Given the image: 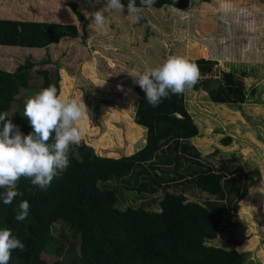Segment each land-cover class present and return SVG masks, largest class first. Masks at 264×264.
Segmentation results:
<instances>
[{"label":"trees","instance_id":"obj_1","mask_svg":"<svg viewBox=\"0 0 264 264\" xmlns=\"http://www.w3.org/2000/svg\"><path fill=\"white\" fill-rule=\"evenodd\" d=\"M122 2L127 4V0ZM189 5L190 0H156L153 9L184 10ZM117 13L127 15L126 8ZM76 34L74 25L57 21L0 19V46L44 49ZM198 54L205 57L207 51L201 49ZM188 61L203 75L216 63L202 58ZM33 75L41 81L37 92L54 85L59 94L57 70H35ZM33 75L27 69L0 70V112L9 113L20 90L29 89ZM235 75L245 76L234 70L222 72L212 87L202 79L191 91H203L213 104L241 105L246 89ZM132 89L137 96L134 124L145 130L139 150L114 159L98 156L86 145H72L67 170L46 191L21 178L17 189L22 195L11 205L0 200V227L10 229L25 245L24 251L12 252L9 264H243L229 230L224 231L230 234V248L207 243L216 238L225 222L237 223L238 202L248 193V182L253 175L257 177V170L228 169L229 160H220L214 169L203 165L190 142L198 129L185 109L183 95H172L152 107L138 85L133 84ZM12 122L24 134L31 131L23 114L14 113ZM230 142L229 137L220 140L223 146ZM110 181H122L120 189L137 195L159 194L158 210L116 208V200L111 203L117 196L115 190L101 189ZM190 189L213 201H189L185 191ZM21 200L28 201L30 208L28 217L18 222L15 214ZM55 224L59 225L57 236L52 234ZM45 254L56 259L47 262Z\"/></svg>","mask_w":264,"mask_h":264},{"label":"rangeland","instance_id":"obj_2","mask_svg":"<svg viewBox=\"0 0 264 264\" xmlns=\"http://www.w3.org/2000/svg\"><path fill=\"white\" fill-rule=\"evenodd\" d=\"M6 1L8 6L2 8L6 17L36 19L41 11H54L58 14L49 15L55 21L75 26V38H63L44 49L0 46V70L27 69L32 75L35 70H57L61 78L58 95L85 104L79 122L84 129L80 144L101 157L129 156L144 145L145 130L134 124L137 96L127 74L132 69L143 71L168 56H180L216 62L204 75L211 87L222 72L245 74L235 75L246 89L241 105L213 104L199 90L184 94L183 101L198 129L190 142L203 165L214 169L220 160H229L225 162L228 169L240 166L245 172L256 169L258 173L250 178L248 193L238 202L237 223L225 222L207 245L228 249L237 243L235 249L243 264H264V193L257 191L264 187V0H190L184 10L143 9L139 13L142 19L135 24L126 14L107 9L104 29H97L90 15L103 7L104 0L99 4L96 0ZM201 49H206L205 57L198 54ZM33 77L29 89L20 90L18 100L12 103L9 119L14 113L23 114L25 100L37 92L41 81ZM223 137L230 138L229 145L220 143ZM121 183L110 181L101 187L115 190L117 196L111 203L116 200V208L158 210L159 194L137 195L120 189ZM185 192L192 202L213 201L196 189ZM54 228L52 234L57 236L59 225ZM63 230L66 233V228ZM224 230L231 232L233 243L227 241L230 234ZM43 259L53 262L56 257L45 254Z\"/></svg>","mask_w":264,"mask_h":264},{"label":"clouds","instance_id":"obj_3","mask_svg":"<svg viewBox=\"0 0 264 264\" xmlns=\"http://www.w3.org/2000/svg\"><path fill=\"white\" fill-rule=\"evenodd\" d=\"M155 3L156 0H139L137 5V0H127L125 5L122 0H104L103 7L90 14L91 20L97 29H104L106 9L124 13L126 8L127 18L135 24L142 19L139 13L145 8L152 9ZM127 74L152 107L172 95L190 92L205 78L196 64L180 56H168L155 67L143 71L132 69ZM117 87L123 90L122 85ZM84 106L82 100L61 98L57 88L49 85L24 102L23 117L31 128L27 134L8 118L6 111L0 112V200L3 204L11 205L22 195L17 189L21 178L46 191L54 178L67 170L71 146H78L82 141L84 129L79 122L84 118ZM257 191L264 193V187ZM29 208L28 201L21 200L16 221H24ZM14 250L24 251V243L10 229L0 227V264H9Z\"/></svg>","mask_w":264,"mask_h":264},{"label":"crops","instance_id":"obj_4","mask_svg":"<svg viewBox=\"0 0 264 264\" xmlns=\"http://www.w3.org/2000/svg\"><path fill=\"white\" fill-rule=\"evenodd\" d=\"M9 1H6V0H3V1H0V17H4L5 19H8V20H17V21H37L38 20V18L39 19H41L40 21H37V22H48V21H55V19L52 17V16H50L49 14H51V13H57V12H54V11H48V12H45V11H41V12H44L43 14L40 12L39 14H37V18L36 19H32V18H27V19H21V20H19V19H16V18H14V16L12 17V18H9V17H6V16H4V11H3V6H8L6 3H8ZM6 4V5H5ZM49 4H51V3H49ZM56 4V3H55ZM55 4H51L52 6L53 5H55ZM52 6H50V8L49 9H51V7ZM6 12V11H5ZM9 14L10 15H12V13H11V11H9ZM58 14V13H57ZM6 15H8V13H6ZM47 17V18H46ZM144 130L142 129V132H143ZM143 133H145V132H143Z\"/></svg>","mask_w":264,"mask_h":264}]
</instances>
